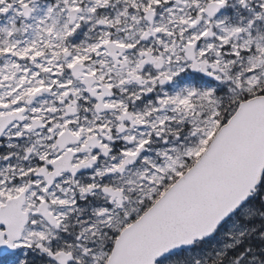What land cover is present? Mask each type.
I'll use <instances>...</instances> for the list:
<instances>
[{"label": "snow or ice", "instance_id": "1", "mask_svg": "<svg viewBox=\"0 0 264 264\" xmlns=\"http://www.w3.org/2000/svg\"><path fill=\"white\" fill-rule=\"evenodd\" d=\"M0 264H264V0H0Z\"/></svg>", "mask_w": 264, "mask_h": 264}]
</instances>
